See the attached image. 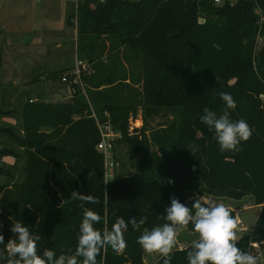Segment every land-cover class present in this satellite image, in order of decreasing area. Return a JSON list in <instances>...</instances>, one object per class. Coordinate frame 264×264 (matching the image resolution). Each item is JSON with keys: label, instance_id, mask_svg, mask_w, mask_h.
<instances>
[{"label": "trees", "instance_id": "trees-1", "mask_svg": "<svg viewBox=\"0 0 264 264\" xmlns=\"http://www.w3.org/2000/svg\"><path fill=\"white\" fill-rule=\"evenodd\" d=\"M258 9L264 18V0L257 4L239 0L234 7L191 0L79 2L68 25L75 19L79 36L109 39L118 63L126 50L127 64L137 54L142 56L141 64L134 70L125 68L118 81L112 75L97 85L86 79L96 89L89 95L91 102L82 87L74 86L72 103L27 104L22 137L0 127V134L23 149L21 156L9 147L0 149V177L8 179L0 183V234L5 244L13 237L12 220L20 219L41 236L42 248L58 255L74 252L83 202L73 201L71 193L78 191L93 197L94 202L84 207L101 217L96 226L101 231L121 218L146 219L140 231L129 226L122 254L114 255L105 247L98 264H146L137 238L145 228L164 223L161 216L173 196L188 204L193 194L237 202L251 198L254 206L261 207L251 230L236 241L242 250L260 257L256 249L264 248V47L260 52L257 48L264 21ZM106 68L103 60L96 67L98 73ZM112 74L117 76L116 71ZM129 79L140 86L139 103L119 97L117 88ZM101 86L107 88L99 91ZM2 90L0 84V97ZM221 93L235 100L232 119H244L252 128L250 140L235 153L221 152L214 132L200 120L205 108L223 113ZM93 110L102 121L109 113L123 134L118 143L142 156L139 179L106 181ZM140 111L143 127L130 131V120H137ZM162 111L175 113L178 120L175 126L161 125L163 129L151 136L146 114L158 116ZM153 143L159 148L151 154ZM6 156L24 161L20 183L16 182L19 170L2 162ZM230 212L237 219L236 211ZM185 229L194 232L191 226ZM191 245L176 246L171 264H187ZM154 264H163V257Z\"/></svg>", "mask_w": 264, "mask_h": 264}, {"label": "clouds", "instance_id": "clouds-1", "mask_svg": "<svg viewBox=\"0 0 264 264\" xmlns=\"http://www.w3.org/2000/svg\"><path fill=\"white\" fill-rule=\"evenodd\" d=\"M220 98L224 102L223 113L218 115L205 108L200 120L214 132L221 152L235 153L242 143L250 140L252 128L244 119H232V111L237 105L231 94L221 93ZM71 199L83 202L74 252L58 255L53 249L42 248L41 236L23 220L17 219L12 220L9 230L13 237L6 244L4 235L0 234V264H98L97 257L102 249L109 247L114 255L122 254L127 246L125 234L129 226L133 231H140L146 222L143 217L139 220L131 217L127 221L121 218L110 229L101 231L96 227L101 223V217L84 207V204L94 202L93 197L73 191ZM161 218L164 223L145 228L137 238V244L145 253L163 257V264H171L177 236L189 226L197 239L187 253V264H260L258 256L237 246V221L223 203H201L198 196L189 206L173 196Z\"/></svg>", "mask_w": 264, "mask_h": 264}, {"label": "rangeland", "instance_id": "rangeland-1", "mask_svg": "<svg viewBox=\"0 0 264 264\" xmlns=\"http://www.w3.org/2000/svg\"><path fill=\"white\" fill-rule=\"evenodd\" d=\"M86 0H0V59L2 56V48L4 44L13 47L14 43H23L25 42L26 37L35 36V41L32 43L34 46H38L42 41L39 37L35 35L42 34L48 30L60 31L66 25H68V10L67 5L73 4L78 5L79 2L84 3ZM76 7V6H74ZM73 13L76 14L77 8H73ZM205 22V21H204ZM69 26V25H68ZM72 32L76 29L75 19L73 24L70 26ZM37 39V40H36ZM95 36L88 35H77L75 41L71 44L73 48V56L76 62L77 56H80L85 59L88 63V69L86 75L84 76V86L82 87L84 93L87 95V99L90 100L89 95H92L91 91H94L91 86H88L89 82L85 80L88 79L91 83H106L110 77H114L116 81L122 79L125 75V68L127 70H134L139 64H141L142 56L136 55L137 58L133 59L127 64L126 60L123 58L126 53V50L121 52V62L118 63L115 59L116 54H114L111 41L109 39H97L94 40ZM264 47V35L259 38L257 52ZM71 48V47H70ZM68 47H64L66 51H70ZM96 48V49H95ZM122 51V50H121ZM118 55V54H117ZM90 56H94L95 60H91ZM96 56V57H95ZM76 57V59H75ZM79 57V58H80ZM105 62L107 67L105 72L98 73L97 65L100 61ZM122 63V64H121ZM75 64V63H74ZM123 65V66H122ZM1 70V64H0ZM116 71L117 76L112 74ZM137 74L141 75V68L138 70ZM112 75V76H111ZM58 79L57 77L55 78ZM62 82V79L60 78ZM1 82V80H0ZM63 83V82H62ZM116 82L115 85L119 84ZM124 85H129L128 88L119 86L117 91L119 97L123 102H136L139 103V95L141 93L140 86L135 85L131 80H126L123 82ZM106 86H101L99 91L106 89ZM91 102V100H90ZM100 103V101H99ZM102 103H100V106ZM142 106L139 105V108ZM148 128L150 135L156 131L159 133L161 131V125H172L175 126V123L178 120V116L173 112L162 111L158 116H151L149 113L146 114ZM139 121L136 122L135 121ZM137 120H132L130 125L133 127L141 128L143 127V113L139 112ZM173 123V124H172ZM159 146L153 143L151 148V154L154 151H157ZM157 159V158H156ZM14 161V157L6 156L5 161ZM141 155H135L132 153L131 149L124 142L117 143L112 151V157L110 159L111 169L116 180H127V179H139L140 178V169H141ZM109 167V168H110ZM19 170V169H18ZM22 174L19 170V173L16 175V182L20 183L22 181ZM8 179L5 177H0V183L7 182ZM196 197V195H194ZM195 199V198H194ZM192 195H189V205L194 200ZM201 203H223L230 209H234L237 213V228L243 227L246 231H236L237 239H239L245 232L250 231L252 226L255 224L258 215L259 209L257 206H254V202L251 198H246L241 202L227 200V199H215V198H200ZM190 239H197V234L195 232L186 231ZM181 239V238H180ZM256 249V248H255ZM259 254L260 264H264V248L256 249ZM153 254L146 253V259L148 256ZM160 256L159 254H157Z\"/></svg>", "mask_w": 264, "mask_h": 264}, {"label": "crops", "instance_id": "crops-1", "mask_svg": "<svg viewBox=\"0 0 264 264\" xmlns=\"http://www.w3.org/2000/svg\"><path fill=\"white\" fill-rule=\"evenodd\" d=\"M77 6L67 5L68 17L73 13V8L76 9ZM76 32L78 35L77 27L73 33L71 27L66 25L60 31L48 30L42 34L35 33L42 41L38 46L32 44L36 37L31 35L26 37L25 42L14 43L11 48L7 44L3 45L0 59V84L3 85L0 97L1 128L14 131L22 137L24 135V108L27 104L61 105L73 102L72 87L62 83L60 78L64 72L74 66L71 44L75 41ZM64 47H71L70 51H66ZM55 74L57 80L54 77ZM101 107L102 105L98 103V108ZM5 147L16 150L20 156L23 153V149L13 144L7 135L0 134V149ZM14 159L13 162L10 160L6 162L4 157L2 162L7 168L22 171L24 161L15 157ZM192 197L195 198L193 194ZM258 208H260V213L261 207ZM185 232L186 229L179 232L175 247L183 249L196 240L190 239ZM159 257L153 254L148 256V259L145 258V262L154 264Z\"/></svg>", "mask_w": 264, "mask_h": 264}, {"label": "built area", "instance_id": "built-area-1", "mask_svg": "<svg viewBox=\"0 0 264 264\" xmlns=\"http://www.w3.org/2000/svg\"><path fill=\"white\" fill-rule=\"evenodd\" d=\"M191 1L200 2V3L203 2L207 4H212L215 6L229 5L230 7H234L239 2V0H191ZM249 1H252L257 4L259 0H249ZM258 12L262 16L261 20L264 21L262 11L258 9ZM87 69H88V63L84 59L77 57L74 66L68 71L63 73L61 77L62 82L71 86L74 92L75 91L74 86H79V87L84 86V76L86 75ZM92 118L96 121L99 134H100V142L97 144V150L100 153L104 154L105 156L106 181L107 182L115 181L113 170L110 167L111 166L110 159L112 157V151L114 150L115 145L120 140H122L123 134L120 130L114 127L112 123V118L109 113L105 114V120L102 121L100 120V118L97 116V114L93 110ZM132 120L133 119L130 120L131 123H133ZM136 122H139V121L137 120L135 121V123ZM134 129H137V125L136 127H133V126L130 127V131H133ZM235 230L236 231L237 230L246 231V229H244L243 227H240V229L237 228Z\"/></svg>", "mask_w": 264, "mask_h": 264}]
</instances>
